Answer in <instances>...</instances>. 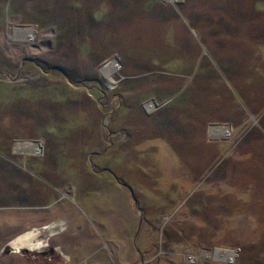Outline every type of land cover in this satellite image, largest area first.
Masks as SVG:
<instances>
[{"label":"rangeland","instance_id":"1","mask_svg":"<svg viewBox=\"0 0 264 264\" xmlns=\"http://www.w3.org/2000/svg\"><path fill=\"white\" fill-rule=\"evenodd\" d=\"M188 252L264 264V0H0V264Z\"/></svg>","mask_w":264,"mask_h":264},{"label":"bare ground","instance_id":"2","mask_svg":"<svg viewBox=\"0 0 264 264\" xmlns=\"http://www.w3.org/2000/svg\"><path fill=\"white\" fill-rule=\"evenodd\" d=\"M27 28H29V27H27ZM20 30H18V29H16V31H15V34H19L20 32H19ZM118 68H119V63H118V59H113L110 63H108L107 65H106V67H104V73H105V75H106V78L108 79V81H111L110 80V74L112 73V72H115L116 70H118ZM112 77V76H111ZM150 106H155L154 104H152V105H150ZM225 126H228V125H225ZM213 127V126H212ZM214 130H213V132L214 133H219V134H221L222 133V135H228L229 134V130L228 129H226V127H221V126H218V127H215L214 126V128H213ZM33 146H31L29 143L28 144H22L21 145V147H20V149H22V150H25V151H30V152H34V153H37V151L36 150H33ZM57 223H59V221L58 222H55V224H54V226H56L57 225ZM53 225V224H52ZM50 229L53 231L54 230V228H52V226L50 227ZM31 233H29V235H27V236H24L23 238H22V241H23V243H27L29 246H31V247H38V246H41V244L43 243L42 241H40V242H32L31 243V241H32V237H31V235H30ZM203 254H205V255H209L208 254V252H203ZM234 253L233 252H230V253H228L227 255H225V254H221V253H219L218 251H216V253H215V257L216 258H220V259H224V260H226V261H232L233 259H234ZM193 258V257H192Z\"/></svg>","mask_w":264,"mask_h":264},{"label":"built area","instance_id":"3","mask_svg":"<svg viewBox=\"0 0 264 264\" xmlns=\"http://www.w3.org/2000/svg\"><path fill=\"white\" fill-rule=\"evenodd\" d=\"M110 80H112V81H114L113 79H110ZM110 84H112V82H110V81H108ZM149 104L150 105H152V104H154V105H156V106H154L155 108H157V107H159L160 105L157 103V102H155V101H149ZM214 126H218V125H214ZM21 142V140H14V146L15 147H17L18 148V150H21V149H19V147L23 144H21L20 143ZM26 144H28V143H26ZM29 144L30 145H33V150H36L37 151V153L39 152H41L42 150H43V148H42V143L40 142V141H31V142H29ZM216 251H218L219 253H221V254H225V255H227L228 253H230V252H233L234 254H235V256H234V258L237 256V249H224V248H215V250H214V253L216 252ZM208 252V251H207ZM208 254H211L210 252H208ZM191 256H193L194 258H192ZM207 256V255H206ZM209 256V255H208ZM199 256L198 255H194L193 253H190V252H188L187 254H186V261H187V263L188 264H193V263H195L196 262V259L198 258ZM234 260V259H233ZM226 261V260H225ZM226 262H230V261H226ZM233 262V261H232Z\"/></svg>","mask_w":264,"mask_h":264},{"label":"crops","instance_id":"4","mask_svg":"<svg viewBox=\"0 0 264 264\" xmlns=\"http://www.w3.org/2000/svg\"><path fill=\"white\" fill-rule=\"evenodd\" d=\"M66 231V230H65ZM61 232V231H60ZM61 234V233H60Z\"/></svg>","mask_w":264,"mask_h":264}]
</instances>
